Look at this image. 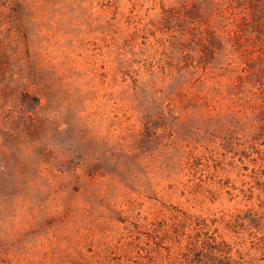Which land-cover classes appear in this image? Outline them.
I'll use <instances>...</instances> for the list:
<instances>
[{
  "label": "rangeland",
  "instance_id": "rangeland-1",
  "mask_svg": "<svg viewBox=\"0 0 264 264\" xmlns=\"http://www.w3.org/2000/svg\"><path fill=\"white\" fill-rule=\"evenodd\" d=\"M0 264H264V0H0Z\"/></svg>",
  "mask_w": 264,
  "mask_h": 264
}]
</instances>
